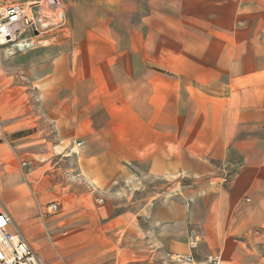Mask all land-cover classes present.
I'll return each instance as SVG.
<instances>
[{"label": "crops", "instance_id": "0c3cea01", "mask_svg": "<svg viewBox=\"0 0 264 264\" xmlns=\"http://www.w3.org/2000/svg\"><path fill=\"white\" fill-rule=\"evenodd\" d=\"M59 2L61 42L0 48L11 229L44 264H264V0Z\"/></svg>", "mask_w": 264, "mask_h": 264}, {"label": "built area", "instance_id": "2783aa9c", "mask_svg": "<svg viewBox=\"0 0 264 264\" xmlns=\"http://www.w3.org/2000/svg\"><path fill=\"white\" fill-rule=\"evenodd\" d=\"M49 4L57 5L59 0H48ZM46 2L35 0L34 2L8 4L0 12V47L8 52L16 49L25 52L34 49L38 44L35 39L45 35L50 28L46 18L40 9ZM35 10V11H34ZM55 25V24H54ZM24 38L21 39V37ZM81 142L77 146H81ZM26 166V163H23ZM240 165L236 164L235 168ZM97 202L102 204L103 198ZM51 212L59 211V204L52 203ZM14 228V222L9 212L0 211V264H44L37 252L28 243L24 235ZM196 242H191V247H196ZM176 260L182 264H194L192 256H178ZM208 264H221V256H210Z\"/></svg>", "mask_w": 264, "mask_h": 264}, {"label": "rangeland", "instance_id": "374dc122", "mask_svg": "<svg viewBox=\"0 0 264 264\" xmlns=\"http://www.w3.org/2000/svg\"><path fill=\"white\" fill-rule=\"evenodd\" d=\"M34 1L35 0H0V12L2 11V8L8 4L34 2ZM41 1L46 2L44 4V6L40 9V11L44 15V17L46 18V20H47L46 22L50 24V28L46 31L45 35H42L40 38L35 39L36 43L38 44L35 48L39 47L38 50L40 52L49 48V47L46 48L45 45L48 42H50V39L52 37L56 38L57 40H55V41H58V42H61L63 40V38H66L65 33H63L62 31H59L64 27L63 14L65 11L64 10L65 7L60 2L57 5H51V4H49L48 0H41ZM22 38H24V36H22L21 39ZM6 52L10 53V51L8 52L7 50H6ZM18 52L19 51L16 49L11 50V53H13V54L18 53ZM45 54L47 57L50 56L49 52H44L42 55H45ZM65 145H70V144H65ZM79 150H80L79 148H76L75 152H79ZM19 168L22 169V166L20 165V163H18V161L15 158H11V160H10V171H15V170H18ZM23 168L28 169L29 165H26ZM7 205L8 206H6V204H4V195L0 192V211L2 210V208L4 206H6L9 209V211H11L12 206H9V204H7ZM48 212L52 213L51 210H49ZM28 231H27V234L24 231H23V233L26 236V238L28 239V241L31 243V245L38 250L44 249V245H42V243H41L40 235L35 234V232L31 233ZM45 242L48 244L49 247L50 246L53 247V244L48 239ZM62 249L65 250L64 247H62ZM63 250L60 252H62L64 254ZM101 251L102 252L104 251V252L99 253L97 255H94L93 259L91 261L90 260L87 261L88 256L84 257L82 255L81 256L82 258L80 259L79 264H115V252L112 249L109 250L108 253L105 252L104 249H102ZM57 253L58 254H56V252H54V254H53V260H54L55 264H72V262L70 260L73 257H70V256L65 255V254L62 255V253L59 255V252H57ZM79 256L80 255H77V257H79ZM131 259H132V257H128L126 260H124L122 262H118L117 264H124L125 262H128ZM143 264H145V263H143ZM155 264H159V263L156 262ZM168 264H182V263H180L174 259V260L168 261Z\"/></svg>", "mask_w": 264, "mask_h": 264}]
</instances>
